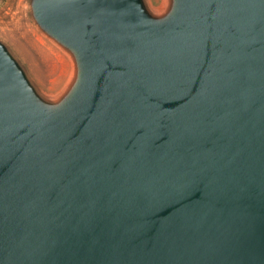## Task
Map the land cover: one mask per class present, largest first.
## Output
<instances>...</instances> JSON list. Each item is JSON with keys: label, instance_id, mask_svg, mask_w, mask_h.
I'll list each match as a JSON object with an SVG mask.
<instances>
[{"label": "water", "instance_id": "1", "mask_svg": "<svg viewBox=\"0 0 264 264\" xmlns=\"http://www.w3.org/2000/svg\"><path fill=\"white\" fill-rule=\"evenodd\" d=\"M31 14L72 72L0 39V264H264V0Z\"/></svg>", "mask_w": 264, "mask_h": 264}, {"label": "rangeland", "instance_id": "2", "mask_svg": "<svg viewBox=\"0 0 264 264\" xmlns=\"http://www.w3.org/2000/svg\"><path fill=\"white\" fill-rule=\"evenodd\" d=\"M159 13L168 0H146ZM0 39L25 65L31 78L46 95L55 96L65 87L71 72L70 56L37 25L31 0H0Z\"/></svg>", "mask_w": 264, "mask_h": 264}]
</instances>
